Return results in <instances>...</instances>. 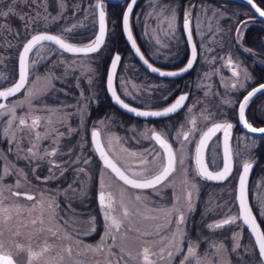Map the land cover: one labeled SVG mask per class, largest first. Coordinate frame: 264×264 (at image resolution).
Segmentation results:
<instances>
[{
    "label": "rangeland",
    "instance_id": "rangeland-1",
    "mask_svg": "<svg viewBox=\"0 0 264 264\" xmlns=\"http://www.w3.org/2000/svg\"><path fill=\"white\" fill-rule=\"evenodd\" d=\"M53 1L57 9H64L69 4L73 13L76 9L80 11V15L77 12L68 18L65 27L80 26L86 17L94 21L95 0L87 5H82L80 1L73 3L69 0ZM1 2L0 0V10L6 11L10 4L3 5ZM155 2L156 0H144L142 6L134 12L133 18L139 39H147L145 42L148 43L147 50L151 56L155 52L154 44L157 38L160 42H166L167 39L172 42L178 35L176 28L174 33L165 35L160 29H166L167 24L160 25L155 15L160 8H164V5L171 8L167 5L169 1ZM225 3L221 1L219 5H214L204 0H189L184 5V11L189 5L193 6L190 9V29L200 46L196 68L200 79L203 77L206 80L210 91L206 93L205 105L197 96L199 94H193L191 101L177 113L178 118L167 120L156 127L160 132L169 134L176 154L175 171L156 189H133L125 185L99 163L91 148L88 130L91 126H96L106 151L124 171L131 175L129 169L139 171L141 167H146L149 169L147 174L150 175L159 169L158 164L155 163L141 165V155H130V153H152L154 150L160 152L150 138L143 135L146 130H150L149 123L137 122L134 119L122 120L112 110L88 117L89 107L100 93L102 84L96 65L103 55V49L95 53L71 54L60 51L48 43H41L28 54L29 75L25 87L8 98L4 104L7 107L18 105L15 108V115L25 117V125H20L19 119H15L9 127L11 114L8 113L7 107L0 109V201H3V207L9 210L6 217H0V233H2L0 240H3L7 248L13 252L17 264H27L28 256L26 251L17 254L16 244L23 245L25 249L31 247L34 251H40L48 246V251L39 261H33V264H46V262L47 264H109V261L110 264H144L142 253L145 247H149L151 253H154L149 257L154 264H181L188 253L190 242L196 245L197 256L206 257L210 264H235L231 259L232 256L236 263L246 260L245 264H255L258 261L253 260L255 249L252 239L243 230L239 219L236 223L218 229L208 227L217 220L237 215L232 198L233 185L229 181L216 185L204 184L195 171L191 151L196 136L205 125L210 120L219 118L221 114L218 110L219 104L230 103L231 94L236 89L242 88L239 84L244 85L246 81L244 79L246 68L242 64L235 65L240 70V74L230 79L234 78L231 82L236 87L228 85V76L222 78L223 86L213 87L214 83L212 84L209 79L212 73L218 75L219 72L215 68L204 66L216 58L214 48L223 43L224 37L237 38L236 29L240 26V22H253L248 8ZM26 5L25 14H21V11L15 8L17 15L20 17L24 15V22L26 21L24 23L22 20L20 31L16 28L20 26H12V32L8 35L6 16H0V39H3V50L7 49L6 46L10 49L15 45V49L10 50V53L15 55L19 45L29 33L42 29L46 21L45 5L46 8L52 6L48 0H35V3L29 0ZM34 16H37V19ZM220 20L232 24L229 27L226 24L222 26ZM57 34L63 37L64 33ZM5 56L0 54V80H3L7 73L2 61V57ZM129 57L126 55L119 62L115 72L117 91L131 101L142 102L146 98L139 97L138 93L145 90H141L143 87L140 88L139 81L136 80L137 66ZM34 60L37 62L33 65ZM11 80L4 82L3 85ZM209 84L215 90L211 89ZM217 93L220 97L216 101L221 102L218 104L213 100ZM255 107L256 115L264 118V96L255 98ZM189 108L192 109L191 112ZM209 113L211 118L205 120L203 117ZM37 117L38 123L32 127V120ZM192 119L196 120L195 131L190 132L189 130L194 127L190 123ZM101 121L104 123L101 124ZM6 129L7 134H5ZM183 130L189 132L187 141L178 136ZM37 134L40 136L39 139ZM182 144L184 152H181ZM253 144H257L256 138L241 133L234 136L231 148L236 165L253 157V151L249 148ZM216 145L214 140L209 142L206 153L208 161L216 158ZM29 148L37 154L36 158L29 155ZM53 149L56 150V155L45 156L46 151L50 152ZM182 155L185 157L183 165L179 162ZM40 156L45 158L39 159ZM84 160L88 163L85 164ZM148 160H152L151 155L148 156ZM50 161L59 167H53ZM81 168L84 169L83 172L78 171ZM66 170L68 175L64 184L54 181ZM45 177L52 178L45 180ZM92 178H94L93 195L90 193ZM185 180L188 182L185 183ZM69 185L75 191L69 189ZM102 185L104 190L113 196L116 209L114 215L123 219L121 200L130 215L117 234L116 246H113L111 237H108L100 251H86L85 245L95 246L105 235L104 216L97 197ZM192 185H195V188H192ZM189 191L192 193V209L186 212V218L198 205L199 219L203 220L202 226L210 232L199 231L201 233L197 239L190 237L185 219L180 225L184 232V239L180 241V252H176L171 247L165 248L161 259L160 249L164 247L172 233L177 231L175 223L177 214L173 213L169 218L160 210L175 206L184 211L187 207ZM13 193L20 195L16 196ZM23 193H31L34 199L28 200ZM91 196L96 204L100 229L97 236L90 239L87 235L97 223L96 221L94 224L91 223L95 213L87 206ZM136 196H140L141 200L137 201ZM248 197L256 216L264 222V172H259L258 168L249 181ZM53 201L56 206L54 209L48 207ZM237 235L238 239H235ZM109 248H111L110 252ZM68 249H71L70 254ZM168 251L173 252L171 257H168ZM188 264H194V261L190 259Z\"/></svg>",
    "mask_w": 264,
    "mask_h": 264
},
{
    "label": "snow or ice",
    "instance_id": "snow-or-ice-1",
    "mask_svg": "<svg viewBox=\"0 0 264 264\" xmlns=\"http://www.w3.org/2000/svg\"><path fill=\"white\" fill-rule=\"evenodd\" d=\"M17 0H12V4L7 8L6 11L0 10V16H8L15 13L14 5L16 4ZM137 0H131L130 3L127 4V9L123 12V18H122V25H123V31L127 35L128 41L131 43V48L135 50L136 55L139 56L140 60L143 61L145 65H147L148 69L153 73H158L159 76H178L181 75L183 72H187L193 67V62L196 59V49L195 46L192 48V54L191 58L188 60L187 65L180 69L179 71L174 72H165L160 71L156 67H153L152 64L148 62L147 59H145L144 55L141 54L140 49L137 47L136 41L133 39L132 31L129 28V16L133 12V7L136 4ZM33 3H35V0H33ZM247 3L251 5L253 9H255L256 13H259L260 17H264V10H262L257 4L254 2V0H247ZM96 8H99V33L95 36L94 41H92L90 44H88L86 47H75L70 43H66L65 39L62 38L61 35H51L47 33H39L31 36V39L27 40L26 43L23 45V50L19 53V79L15 81L11 87H8L4 91H0V97L8 98L11 96H14L16 93L20 92L21 89L25 87V83L28 80L29 75V63H28V54L33 50L34 47L37 45H41V42L49 41L53 44L59 46L60 49H63L66 52H72V53H95L97 52L101 45L104 43L105 39V11L103 10V6L101 3H98L95 5ZM191 7L192 5H189V8L185 10L184 13V21H183V28L185 33L187 34V39L189 44L192 42V32L190 29V22H191ZM45 11H46V5H45ZM150 15H152L150 13ZM157 20L160 25L167 24V28H161L160 30L164 32L165 35H168L170 33H174L175 31V22H176V11L174 8H160L159 11L155 13ZM37 16H39V13H37ZM22 20L25 19L24 16L20 17ZM44 19H47V16L44 17ZM55 19V18H53ZM247 22H240V26L237 27L236 33H237V42L240 43L243 40V32L242 28L246 25ZM76 26L74 25L73 28H67L64 29V32H71ZM157 43H160V40L157 38ZM163 46V45H162ZM247 51V50H246ZM121 61V56L119 54H116L112 60H111V66L107 74V88L108 91L111 93V97L113 101L118 104L120 107L126 109L129 112L134 113L136 116H142V117H165L169 114L176 113L178 110L184 106L185 101L188 99L187 94H181L174 103H172L170 106L164 108L161 111H138L135 108L130 107L128 104L124 103L123 100L117 95L116 90L113 88V77L116 72V68L118 63ZM37 61H32L33 65ZM227 66L231 67L232 65V59H228L226 61ZM233 76H237L238 72L233 70L232 71ZM244 79L248 80L250 77L248 76L247 72L244 74ZM91 83V80H89ZM240 87H243V83L239 84ZM233 87L235 88L236 85L234 84ZM258 94H264V83L259 84L258 87L253 88L251 91L247 92V95L243 97V100L239 102V110H238V116L239 121L242 124V126L247 129L251 133H262L264 134V127H254L251 123L248 122L246 119V108L249 106L251 100L257 96ZM83 95V94H81ZM230 102V101H229ZM18 105H12L11 107H7L3 104H0V109H4L7 107V111L9 114H11V119L8 121L9 127L12 125V121L15 119H19L20 125H25L26 120L25 117H16L15 115V108ZM192 109L189 108V112H191ZM205 120H208L211 118V114H207L203 117ZM39 118H35L32 120V127H35L38 123ZM101 124L104 123V121L100 122ZM190 123L193 124V129H190L189 131H195V124L196 120L192 119ZM233 128V124L229 122H223V123H213L211 127L207 128V131L202 132L200 135L199 141L196 144L195 149V162H196V172L197 175H199L202 178H206L207 180H224L229 173L232 170V164H231V153L230 149L228 147V139L230 130ZM223 130L224 133V166L223 169L220 171H210L207 164H205L204 161V149L208 146V141L212 138V136L217 132ZM148 132L151 133L150 137L148 136ZM5 134H7V129L5 130ZM181 133H178V136ZM92 140L93 144L96 145V151L99 152L101 159L104 161V164L107 168L111 169L113 173H115L116 177L119 178V180L123 181L125 185L131 186L133 189H156L158 185H162L165 181H167L171 174L175 171V164H176V154L173 151L172 145L168 142V139L166 137V134L163 132H158L155 129L146 130V132L143 134L146 138H150L154 140L160 148L163 150V154L160 152H156L155 150L152 153H145V154H137V153H130L132 156L141 155L140 164L141 165H147L149 163H155L158 164L159 170L152 175H148L149 169L146 167H141L139 171L131 170L128 171L131 172V175H127L125 171H122L117 165L108 158L105 151L101 148L100 144L98 143L100 133L97 130H93L92 133ZM184 140L187 141L189 139V132H183L182 133ZM40 136L37 134V139H39ZM33 148H35V145H33ZM184 146L182 144L181 152H184ZM28 153L33 158L37 157V154L33 151L32 148L28 149ZM56 155V150L53 149L52 151L45 152V156H54ZM152 156V160H148V156ZM45 156H40L39 159H44ZM185 157L182 155L180 158V164H184ZM85 164L88 163L87 160L83 161ZM52 163L53 167L58 168L59 165L55 164L54 162L50 161ZM252 167L250 163H244L243 165V172L239 177V190H238V196L237 199L239 201V211L237 215L230 216L227 219H224L218 223L210 224L208 227L210 229H218L221 228L224 225L236 223V221L242 220L245 225L250 229L252 235L255 237V245L254 247H258L259 250V256L261 259V264H264V234L261 233L260 227L257 224L256 218L253 216L252 209L249 207V201L246 194V180L247 175L249 172V169ZM49 171L51 172L52 169L50 168ZM79 172H83L84 169L81 168L78 170ZM187 171V170H185ZM5 172H7V169H5ZM63 174V173H61ZM39 179V177H37ZM52 178V177H45V180ZM188 181L185 180V183ZM19 186V185H17ZM192 188H195V185H192ZM69 189H72V186L69 185ZM67 191V190H66ZM72 191H75V189H72ZM83 194V193H81ZM13 195H20V193H13ZM192 193L191 191L188 192L187 196V207L184 211H181L179 208L173 206L171 209H161L160 211L165 212V214L171 218L173 213L177 214V219L175 221L177 225V231L173 232L171 237L167 239V243L160 249L161 253V259H163V253L165 251V248H174L176 252H180V241L184 239V232L180 228V225H182L185 222L186 219V212L191 211L192 209ZM28 200H33L34 198L31 195H27ZM99 205L101 207V210L103 212L104 221H105V235L101 237L100 243L97 245H85L84 249L92 250V251H100L105 240L108 237H111L113 241V246H116L117 244V234L120 233V230L122 228V225L125 220H127L128 216L130 215L127 207L123 204V201L121 200V208L123 210V219L119 218L118 216L114 215V212L116 209L114 208V201L113 196L110 192H106L104 190V186H101V191L99 192L98 196ZM136 200H141L140 196H136ZM49 208L54 209L56 206L53 202H50L48 204ZM8 209L3 207V201H0V217H6V214L8 213ZM43 222V221H42ZM35 223V221H33ZM92 224L95 223V218L91 221ZM51 231V229H49ZM92 231H95V228H92ZM88 234V233H85ZM2 235V233H0ZM55 235V233H53ZM123 238V237H121ZM235 239H238V235L234 237ZM222 247V245L220 246ZM27 252L28 256V262L27 264H33V261H39L43 255L48 251V246L46 245L43 247L40 251H34L31 247H28L25 249V247L21 244L15 245V252L17 254ZM111 251V248H109V252ZM69 254L71 253V249H68ZM121 252H123V248H121ZM150 254L151 253L149 247H145L143 249V261L144 264H154L152 260H150ZM168 257H171L173 255L172 251H168L167 253ZM194 261V264H210V261H207L206 257H198L196 254V245L193 243H189L188 246V253L186 256H184V259L181 261V264H188L189 260ZM0 264H17L16 260L14 259L13 252L9 250L3 240H0ZM47 264V262H46ZM110 264V261H109Z\"/></svg>",
    "mask_w": 264,
    "mask_h": 264
},
{
    "label": "flooded vegetation",
    "instance_id": "flooded-vegetation-1",
    "mask_svg": "<svg viewBox=\"0 0 264 264\" xmlns=\"http://www.w3.org/2000/svg\"><path fill=\"white\" fill-rule=\"evenodd\" d=\"M157 1L167 2V0H157ZM187 1H189V0H183L182 3H180V4L167 3L168 6H170L171 8H174L176 11L175 28L178 29V31H177L178 35H177V37L174 38V41H172V42H170V40H168V39L166 40V42H160V43L155 42L154 45H156V47H155V52L153 53V56H151L147 50L148 43L145 42L147 39L145 40L143 38L139 39V37L138 38L133 37V39L136 41L137 47L140 49L141 54L144 55L145 59H147L149 63H151L153 66L157 67L158 69L176 70V69H178L184 65V63L186 62V60L189 56V47H188V44H187L185 38L182 35V23L184 21V13H185L184 5L187 3ZM204 1H206V0H204ZM123 2L125 4L126 0H123ZM222 3H223V1H222ZM163 7L168 8L165 5ZM253 23H256V22L254 21ZM220 24L222 26H224L226 24L229 27L232 23H230V22L224 23L220 20ZM247 24H250V23H247ZM104 41H105V39H104ZM123 42L128 49V54H126V55L130 56L129 59L132 60V62L137 66V74L138 75H136V80L139 81L140 88H141V86L143 87V88H141V90H145V92L142 91L141 93H138L139 97L146 98L145 101L135 102V101H131L127 97L119 94V92L117 91L116 84H115V76H114L115 89H116L117 93L119 94V96L123 100H125L131 104H134L136 106H140V107L157 108V107L164 106L167 103L171 102L179 94L180 95L181 94H187L188 99L185 101L184 106H182V108H184L191 101V97L193 94H199L197 96H199L200 101H202L203 105L206 104V101H205L206 93H207V91H210V90L207 87L208 85L206 84V80H204L203 77L200 79V75H198L199 71L196 68V66L198 65V57H199V50H200V46L198 45V39L196 37L192 36V45L195 46V49H196V59L193 62V67L190 70H188L187 72H183L181 75L172 76V77H167V76L161 77L158 74H153V73L149 72L142 65H140L139 62L135 59V57L132 55L131 51L129 50V48H128L125 40H124V38H123ZM104 43L100 47V49H103V52L105 51V48H106V45ZM203 46H205V45H203ZM244 49H246L247 51ZM214 50L216 51V54H215L216 58L214 60H212L211 62H209L208 65L207 64L204 65L206 68H208V67L215 68L219 72L218 75H216V74L212 75L213 73L211 74L212 77H211V79H209V81L211 80L212 84L214 83L213 87L215 85L216 88H220V85L223 84L221 80H222V78H224L226 76L229 77L228 85L233 86L234 84L231 82V79L233 80L236 76H234V78L230 79V77L233 76L232 71L233 70L237 71L238 75H239L240 70H238L236 66L241 65V64L243 65L244 68H246V71H247L250 79L245 81V84L242 88L236 89L233 92V94H231L232 97H231L230 103H228L226 105L219 104L218 110L221 111L219 118L210 120L205 125V127H206L211 122H221V123L229 122V123L233 124V128L230 130V134H229V149H230L231 160H232L231 172L229 173V175L224 180L216 181V182L207 180L206 178H202L199 175L198 176L204 184H209V185L222 184L225 181H229V183H231L233 185V197L232 198H233V202H234V205L236 208L235 197H234L235 191L234 190H235V183H236V180L238 177V173H239V170L241 168V164L244 161H252L253 162L252 167H251L250 172H249V175H248V179H247L246 190H247V197H248V184H249V181H250L252 175L255 173L258 157L256 154V148H255L256 144H253L251 147H249L250 151H253V157L250 159L243 160L242 162H240V164L236 165L234 163V156H233V152H232V148H231L232 139L234 138V136L236 134L241 133L242 135L252 137V138H256L257 140L259 137L262 138L261 140H264V134L263 135H254V134L247 133L246 131L239 128V126L237 124L238 123L237 122V104H238L240 97L243 95L244 92H246L253 85L264 81V75H263L264 74V53H262L260 51L256 52L255 49L250 48L245 43H243V41L238 43L237 38L231 37V36L224 37L223 43L215 46ZM114 51L115 50L111 51V53ZM111 53L108 56V59L111 56ZM230 58L232 59L231 67L227 66V64H226V61ZM108 59H107V61H108ZM106 64H107V62H106ZM118 65H119V63H118ZM254 65L259 67L258 70H260V72L263 73L262 75L260 73L255 72V70H254V73L252 72V70L250 68ZM105 67H106V65H105ZM104 74H105V70H104L103 79H102V87H103V90L105 92ZM201 76H203V73L201 74ZM197 80H199L198 84H197ZM209 87L211 89H214L210 84H209ZM105 95H106V92H105ZM262 96H264V94H258L257 96H255L251 100L249 106L246 108V119L253 126L264 125V118H261L258 115H256V107H255V98L262 97ZM106 97H107V95H106ZM207 97H208V95H207ZM219 97L220 96L217 93V96L213 99L214 102H216V104L221 103L219 101H216V99ZM107 99H108V97H107ZM95 103H97V97L93 100L92 104H95ZM108 103L111 104L109 99H108ZM181 109L178 110L176 113L169 114L168 116H165V117L138 118L137 122H147L150 124V130L155 129L156 131L160 132L156 127L159 124L162 125L167 120H173V118H178L177 113L180 112ZM103 113H106V111H104ZM171 123H173V122H171ZM91 127H93V126H91ZM94 127H96V126H94ZM201 131H200V133H201ZM98 132H99V130H98ZM183 132H187V130H183L181 132V134H180L181 138H184L182 135ZM199 134L196 136V139L194 140V143L192 146V150H191L192 151V157H193V150H194L195 142H196ZM220 134H221V130L217 131L212 136V138L208 141V146H209V142L211 140H214L217 143L216 149H215L216 154H217L216 158L214 157V159H212L211 161H208V159L206 158V153L208 152V146L204 149L205 162L210 169L218 168L220 166V163H221ZM149 137H150V132H149ZM166 137L168 139V142L172 145L171 137H169V134H167ZM88 138H89V130H88ZM100 139H101V137H100ZM150 141H152L158 147L160 153L162 154L160 146L154 140L150 139ZM189 145H190V143H189ZM172 148H173V146H172ZM193 165H194V163H193ZM195 171H196V169H195ZM248 201L250 204L249 197H248ZM250 206H251V204H250ZM251 208H252V206H251ZM236 213H237V209H236Z\"/></svg>",
    "mask_w": 264,
    "mask_h": 264
},
{
    "label": "trees",
    "instance_id": "trees-1",
    "mask_svg": "<svg viewBox=\"0 0 264 264\" xmlns=\"http://www.w3.org/2000/svg\"><path fill=\"white\" fill-rule=\"evenodd\" d=\"M1 1H2L1 3L3 5H7L8 3L10 5L12 4V0H1ZM48 1L52 4V6H49L48 8H46L47 19H46L45 23L43 24V26L41 27L42 29L50 30V31H53L56 33L63 32L64 38H66L70 41H73V42H78V43L86 42L92 37L93 31H94V21H91L90 17H89V19L86 17L84 19V22L80 23V26H77L71 32H64V29L68 28V25H67V27H65L69 21L68 18H70V16H72V15L77 14V12H79V15H80V11L76 9L75 13H73L72 6L69 4L64 9H60V8L57 9L55 1H53V0H48ZM69 1L72 3L74 1H80L81 4L83 3L82 5H87L88 3H91L92 0H69ZM143 1L144 0H137L136 4L133 7V12L129 16L130 28H131L132 34L135 38H138L139 34H138V29L136 28L135 23H134V19H133L134 18V12L137 11L139 6H142ZM167 1H169V3H171V4H180V3H182L183 0H167ZM206 1L210 2L214 5H219L221 3V1H225L226 2L225 4H235L238 6L245 7L244 5H242L241 3H239L235 0H206ZM254 1L264 10V0H254ZM156 2H157V0H156ZM26 3H29V0H17L16 4L14 5V8H16L17 11H21V14H22L27 9ZM123 6H124L123 1L105 2V4H104L106 22H107V31H106L105 41H104L106 48H105V51L103 52L102 57L98 60L97 65H96V70H97L98 74L100 75L101 83H102V79H103V73L105 70V65H106L108 56L110 55L111 51H113V50L117 51L121 56V60L124 59V57H126V54H128V49L123 42V36H122L121 28H120V15H121ZM16 10H15V13H16ZM250 14L252 15L251 17H252L253 22L255 21L256 23L251 22L250 24H247L244 26V28L242 29V32H243V40L242 41H243V43H245L250 48L255 49L256 52L260 51V52L264 53V23L259 22V20L252 14L251 11H250ZM34 17H35V19H37V16H34ZM53 18H55V19H53ZM6 21H7L6 32L8 33V35H10L9 33L12 32L11 29L13 27H15L17 25L22 26V19L20 18L19 15H17V13L16 14L10 13L8 16H6ZM23 22H24V19H23ZM21 26L16 27L18 29V31L21 30V28H22ZM6 32H4V33H6ZM8 40H10V39H8ZM2 42H3V39H0V54L6 55L5 57H2V61L4 62L3 64L7 68L6 69L7 73L5 75V78L3 80H0V86H2L4 84V82H7V81L13 79V77L15 75V53H10V50L15 49V45L11 46L10 49H9V47L6 46L7 49L3 50L4 46H3ZM258 68H259L258 66L254 65L250 69L252 70L253 73L255 70V72L260 73L262 75L263 73L260 72V70H258ZM99 90H100V93H98L96 95L97 103L90 105L89 111H88V117L98 116L101 113H103L104 111L112 110V111L116 112L122 120L134 119V120L138 121V118L127 115V114L119 111L118 109H116L110 103H108V99L105 95L102 84H101V87ZM261 139L262 138H260V137L258 138L256 147H255L256 148V154L258 157V159H257L258 164L256 165V169L258 168L259 172H264V140H261ZM67 175H68V172L66 170V171H64V173L62 174V176L60 178H56L54 181H59L60 184H64L66 182L65 180L67 178ZM93 183H94V178L91 179L90 193L92 195H93V191H94ZM87 206L89 208L93 209V211L95 213V221L97 222L95 224V231H92L89 235H87V238L91 239V238H94L97 236L99 229H100V225H99L100 219H99V216H98L97 211H96V204H95L93 196L89 197V202H88ZM87 206H85V207H87ZM252 208H253V206H252ZM198 210L199 209H198V205H197L196 208H194V210L187 216V218H186L187 221L185 224L188 228V232H187L188 235L192 238H195V239H197L200 236L201 232H204V233L210 232V230H207L202 226L203 220L199 219V215H198L199 211ZM253 211H254V208H253ZM254 213H255V211H254ZM257 220H258V222L261 226V229L263 231V234H264V222L258 217H257ZM243 230L246 231V229L244 227H243ZM199 231H201V232H199ZM255 252H254L253 260H258L257 254ZM247 257H248V254H247ZM231 259L234 261L235 264H245L246 263V260H243V262H241V263H236L234 260V256H232ZM235 259H236V257H235Z\"/></svg>",
    "mask_w": 264,
    "mask_h": 264
},
{
    "label": "water",
    "instance_id": "water-1",
    "mask_svg": "<svg viewBox=\"0 0 264 264\" xmlns=\"http://www.w3.org/2000/svg\"><path fill=\"white\" fill-rule=\"evenodd\" d=\"M119 1H122V0H99V3H101L102 6H103V3H104V2H119ZM235 1H237V2L241 3L242 5H244L245 7H247V8L253 13V15H254L259 21H261V22L264 23V17H260L259 13H256V12H255V9H253V8L251 7V5H249V4L247 3V0H235ZM130 2H131V0H127V1H126L125 5H124V7H123V9H122L121 15H120V28H121L122 36H123V38H124V40H125V42H126L128 48H129V50L131 51L132 55H133V56L135 57V59L139 62V64L142 65V66H143L145 69H147L149 72H151V71L148 69L147 65H145V64L143 63V61L140 60L139 56L136 55L135 50L131 48V43L128 41V39H127V35H126V33H124V31H123V25H122L123 12H124V10L127 9V4L130 3ZM254 2H255V1H254ZM97 3H98V0H95V3H94V21H95V28H94V32H93L92 38H91L88 42H85V43H76V42H72V41H69V40L65 39V42H66V43H70V44H72V45L75 46V47H86L88 44H90L92 41H94L95 36L99 33V11H100V9L95 7V5H96ZM255 3H256V2H255ZM256 4H257V3H256ZM257 6H259V5L257 4ZM259 7H260V6H259ZM260 8H261V7H260ZM261 9H262V8H261ZM103 10L105 11L104 7H103ZM262 10H263V9H262ZM106 30H107V23H106V18H105V36H106ZM39 33H47V34H51V35H59V34H57V33H55V32L49 31V30H36V31H33V32L29 33V34L24 38V40L21 42V44L19 45V48H18L17 53H16V57H15V76H14V78L12 79L11 82H9V83L6 84V85L0 86V91H4V90H6L8 87H11L12 84H13L15 81H17V80L19 79V53L23 50V45H24V43H26L27 40L31 39V36H32V35L39 34ZM182 35H183V37L185 38V40H186V42H187V44H188V47H189V56H188L186 62L184 63L183 66H181L180 68H178V69H176V70H162V69H159L160 71H165V72L179 71L180 69L184 68V67L187 65L188 60L191 58L193 45H192V42H191V44H189V42H188L187 34L185 33L184 28H183V23H182ZM62 38H63V37H62ZM63 39H64V38H63ZM41 43H49V44H51L52 46H54L56 49H58V50H60V51H63V52H66V51H64L63 49H60L59 46L53 44L52 42L44 41V42H41ZM66 53H72V52H66ZM80 54H81V53H80ZM82 54H83V53H82ZM116 54H118V53L115 52V51L112 52V54H111V56H110V58H109V60H108V62H107L106 69H105V74H104V88H105V92H106V95H107L108 99L110 100V102H111L112 105H114L118 110H120L121 112H123V113H125V114H128V115H130V116H134V117H137V118H154V117H151V116H149V117L136 116L134 113L127 111L126 109L120 107L118 104H116V103L113 101V99H112V97H111V93L108 91V88H107V74H108V71H109L110 66H111V60H112V58H113ZM150 64H151V63H150ZM152 66H153V65H152ZM153 67H155V66H153ZM156 68H157V67H156ZM157 69H158V68H157ZM151 73H153V72H151ZM153 74H158V73H153ZM167 77H169V76H167ZM171 77H172V76H171ZM261 83H264V81L259 82V83L255 84V85H253V86L250 87L246 92H244L243 95L240 97V99H239V101H238V104H237V122H238L237 124H238L239 128H241L242 130L246 131L247 133L254 134V135H263V134H262V133H251V132H249L247 129H245V128L242 126V124H241L240 121H239V116H238L239 102H241V101L243 100V97H244L245 95H247V92H248V91H251L253 88L258 87L259 84H261ZM113 88L115 89V86H114V77H113ZM115 90H116V89H115ZM116 92H117V91H116ZM117 95L119 96L118 93H117ZM179 96H180V94H179L175 99H173L171 102L167 103V104L164 105V106L157 107V108H146V107L136 106V105H134V104H131V103H129V102L123 100L120 96H119V97L121 98V100L124 101V103L128 104V105H129L130 107H132V108L137 109L138 111H161V110H163L164 108L170 106L172 103H174L175 100H176ZM8 98H9V97H8ZM6 99H7V98L0 97V104H3V105H4L5 102H6ZM213 123H221V122H211V123H209V124H208V125H207V126L201 131V133L199 134V136H198V138H197V140H196V142H195V146H194V150H193V163H194V167H195V169H196V162H195V149H196V144H197V142L199 141V138H200V135L202 134V132L207 131V128H208V127H211ZM254 127L259 128V127H264V125H262V126H254ZM94 129L98 131V129H97L96 127H94V126L91 127V128L89 129V142H90L91 148H92V150H93V152H94L96 158L98 159L99 163H100L101 165H103L104 167H106L105 164H104V161L101 159V156H100L99 152L96 151V145L93 144V140H92V135H91V133H92V131H93ZM150 135H151V133H150ZM98 143L100 144L101 148L105 151V153L107 154L108 158H109L110 160H112V161L117 165V167H119L122 171H124V170L119 166V164H118V163H117V162H116V161H115V160L109 155V153L106 151V149L104 148L103 143H102V141H101V139H100V136H99ZM228 147H229V139H228ZM161 151H162V154H163V150H162V149H161ZM220 156H221V163H220V166H219L218 168H216V169H210V168H209L210 171H213V172L220 171V170L223 169V166H224V133H223V130H221V134H220ZM204 161H205V158H204ZM244 163H250L251 165L253 164L252 161H244V162L241 164V168H240L239 173H238V177H237V180H236V183H235V190H234V191H235L234 197H235V204H236L237 214H238V211H239V201H238V199H237V196H238V190H239V177H240V175H241L242 172H243V165H244ZM205 164H206V162H205ZM231 164H232V160H231ZM106 168H107V167H106ZM107 169H108V170H109V171H110V172L116 177L115 173H113V172L111 171V169H109V168H107ZM250 169H251V168H250ZM250 169H249V172H250ZM158 170H159V169H158ZM158 170H156V171H155L154 173H152V174H155ZM249 172H248V175H249ZM125 173H126L127 175L130 176V174L127 173L126 171H125ZM152 174H150V175H152ZM248 175H247V179H248ZM116 178L119 179L118 177H116ZM120 181H121V180H120ZM210 181H215V182H216L217 180H210ZM220 181H221V180H220ZM121 182H123V181H121ZM123 183H124V182H123ZM246 187H247V180H246ZM99 192H100V191L97 192V197L99 196ZM246 194H247V190H246ZM23 195L27 196V195H31V193H23ZM249 207L251 208L250 204H249ZM251 209H252V208H251ZM252 212H253V210H252ZM253 216L256 218L254 212H253ZM227 218H228V217L223 218V219H220V220H217V221H215L214 223H218V222H220V221H222V220H224V219H227ZM256 221H257L258 226L260 227L261 233L263 234L262 229H261V226H260V224H259L257 218H256ZM240 222L242 223V225L244 226V228H245L246 231L248 232L249 236L251 237L252 242H253V245H255V237L252 235L250 229L247 227V225H245V224L243 223L242 220H240ZM254 248H255L256 254H257L258 259H259V261H258L257 263H255V264H261V259H260V256H259V250H258V247H254Z\"/></svg>",
    "mask_w": 264,
    "mask_h": 264
}]
</instances>
